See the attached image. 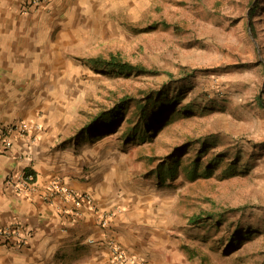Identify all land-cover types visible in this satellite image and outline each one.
<instances>
[{"label":"rangeland","instance_id":"1","mask_svg":"<svg viewBox=\"0 0 264 264\" xmlns=\"http://www.w3.org/2000/svg\"><path fill=\"white\" fill-rule=\"evenodd\" d=\"M253 1L98 0L64 46L71 119L60 146L81 157L87 175L95 170L93 153L109 156L112 166L100 172L113 197L121 208L130 197L144 199L151 225L159 219L174 244L168 264H264V107L257 101L258 94L264 98V0L250 15ZM111 53L160 71L120 73L92 61ZM166 88L182 98L154 129L127 139L124 126L137 118L131 104L121 126L80 135L120 98L144 100ZM191 140L208 141L209 151L241 171L193 179L180 165L177 176L161 181L159 164L179 146L182 162L196 154L187 149ZM225 209L232 211L220 224L191 219ZM235 226L242 228L231 242L226 236Z\"/></svg>","mask_w":264,"mask_h":264},{"label":"crops","instance_id":"2","mask_svg":"<svg viewBox=\"0 0 264 264\" xmlns=\"http://www.w3.org/2000/svg\"><path fill=\"white\" fill-rule=\"evenodd\" d=\"M27 1L0 0V124L26 120L35 125L33 142L13 133L6 148L0 134V228L21 227L9 240L0 236V264H111L102 242L109 234L137 258L151 264L172 262L168 253L174 244L159 219L151 225L139 196L124 200L109 230L97 223L98 213L89 204L74 214L71 201L42 198L48 180L58 175L75 189L91 191L100 210L120 207L105 171L100 172L112 166L109 156L93 153L95 170L87 175L81 157L60 146L71 119V96L66 95L71 86L63 83L64 46L72 42L79 16L98 0H49L25 11ZM27 166L36 171L39 189L18 193L5 179ZM87 237H95L98 244L87 243Z\"/></svg>","mask_w":264,"mask_h":264},{"label":"trees","instance_id":"3","mask_svg":"<svg viewBox=\"0 0 264 264\" xmlns=\"http://www.w3.org/2000/svg\"><path fill=\"white\" fill-rule=\"evenodd\" d=\"M260 8V4L258 0L253 1L250 5V15L255 13ZM255 31V30H254ZM92 61L97 66H103L106 69H110L113 71H117L120 73H129V72H137V73H159V69L155 67H148L140 63H134L119 53H111L108 57H96L93 58ZM170 75H174L172 72H168ZM169 89L148 93L144 100L141 98H133L129 96H124L120 98L114 105L109 108H104L100 110L93 118L84 126L80 135L84 133L96 132L103 128H111V127H119L122 125L126 110L131 104H134L133 113L137 116L136 122L134 124H130L132 120L128 118L127 125L124 126V134L127 139H132L134 136H138L141 132L152 130L155 126H158L160 123L161 114L166 111H170L177 106L176 103L181 101V94H176L174 97L169 96ZM257 101L259 105L264 107V98L261 94H258ZM186 108H202L198 104L196 105H183ZM207 110H201V112H205ZM172 113V112H171ZM179 112L178 114H180ZM177 114V115H178ZM178 117V116H177ZM176 115L171 118V120L175 119ZM170 119V118H169ZM198 141L191 140L187 149H195L197 150L194 156H191L190 162H182L179 157L178 152L184 148L185 146H179L178 150L174 152L171 156H169L164 162H161L158 166L157 173L158 177L161 181L165 180L167 177H175L178 175L180 171V165L184 172L190 176L191 178H198L200 176H211L215 170H220L221 176L227 177L231 176L241 170L238 168V164L235 161L225 160V156L223 154H216L215 152L209 151L210 145L208 141H203L201 144H198ZM207 155V156H206ZM203 159H206L204 164ZM226 211H232V209L219 211L213 210L208 212H200L192 216V221L194 222H208L216 225L222 223L226 219ZM205 224V225H206ZM241 226H235L234 230L227 234L226 238L233 242L238 238V231L241 229ZM245 230H243L244 232ZM236 232H238L236 234Z\"/></svg>","mask_w":264,"mask_h":264},{"label":"built area","instance_id":"4","mask_svg":"<svg viewBox=\"0 0 264 264\" xmlns=\"http://www.w3.org/2000/svg\"><path fill=\"white\" fill-rule=\"evenodd\" d=\"M49 0H28L25 4V11L29 8H37L42 4H47ZM35 125L22 120L12 122L6 125L0 124V134L4 140L5 147L9 148L12 145V134L17 133L23 136H30L31 141L35 140V136L31 135ZM5 182L18 193H31L39 189L37 173L31 166H27L19 172H13L6 176ZM45 201H53L56 198L71 201L74 205L71 213L79 214L84 204H89L98 213V224L105 230H109L110 223L114 216L122 211L121 207L110 209H99L94 195L91 191L84 189L78 190L70 186L61 176H52L45 185L41 193ZM21 227L17 224L0 228V236L4 240H9L19 234ZM22 239H24L22 237ZM86 242L89 244H98L95 237H87ZM109 252L111 264H151L143 258H137L127 252L123 245L112 234L105 237L102 241Z\"/></svg>","mask_w":264,"mask_h":264}]
</instances>
